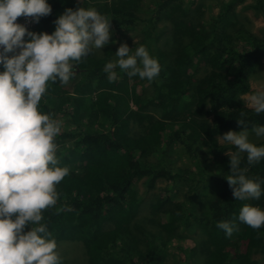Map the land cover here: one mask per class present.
<instances>
[{
	"label": "trees",
	"instance_id": "16d2710c",
	"mask_svg": "<svg viewBox=\"0 0 264 264\" xmlns=\"http://www.w3.org/2000/svg\"><path fill=\"white\" fill-rule=\"evenodd\" d=\"M218 1L219 13L205 18V7ZM48 2L52 12L36 33L51 34L65 8L94 7L112 20V45L73 62L76 75L67 84L50 83L39 105L44 113L70 115L83 128L62 136L75 140L57 151L58 166H67L69 175L57 186L56 205L42 213L61 264L75 263L62 255V242L81 243L87 264H262L264 227L254 230L236 217L243 204L264 209V195L234 199L224 152L235 147L216 137L241 131L237 120L249 134L264 124V113L241 100L255 91L251 82L264 65V26L254 28L264 21V0ZM240 6L256 19L242 16ZM126 38L137 40L133 50L147 46L161 65L152 82L118 69L117 79L107 80L103 67ZM252 142L261 145L264 138ZM240 166L264 189V160L249 166L242 153ZM144 179L148 191L159 181L170 187L146 203L136 185ZM74 185L83 192H70ZM219 221H233L238 230L226 237ZM186 241H194L187 254Z\"/></svg>",
	"mask_w": 264,
	"mask_h": 264
},
{
	"label": "clouds",
	"instance_id": "9594fccd",
	"mask_svg": "<svg viewBox=\"0 0 264 264\" xmlns=\"http://www.w3.org/2000/svg\"><path fill=\"white\" fill-rule=\"evenodd\" d=\"M51 12L48 0H0V264H61L42 213L56 205L57 186L70 170L58 166L55 138L62 121L54 118L58 115L54 111L41 112L39 105L50 83L67 84L76 75L73 62L101 50L112 36V20L94 7L65 8L53 21L51 34L16 23L21 16L39 23ZM117 69L150 83L159 76L161 65L144 45L133 50L124 43L103 67L109 82L117 79ZM241 100L257 115L264 113V90L246 93ZM237 123L241 131L216 137L235 147L234 152H225L230 158L225 179L236 201L259 200L264 195L261 182L248 177L240 163L243 153L249 166L259 164L264 144L251 142L245 122ZM251 132L264 138V124L254 125ZM236 219L260 229L264 209L243 204ZM216 227L226 237L238 230L233 221H219Z\"/></svg>",
	"mask_w": 264,
	"mask_h": 264
},
{
	"label": "rangeland",
	"instance_id": "374dc122",
	"mask_svg": "<svg viewBox=\"0 0 264 264\" xmlns=\"http://www.w3.org/2000/svg\"><path fill=\"white\" fill-rule=\"evenodd\" d=\"M74 1L76 2V1H81V0H74ZM252 1L253 0H247L245 5H248V4L252 3ZM218 3H219V1L216 2L215 4H212L213 6H211L209 8L205 7V10L208 11V13L204 16L205 18L208 19V18L212 17L213 15H217L219 13ZM61 7H64V6L61 5ZM241 7H243V6L238 7V9H239V13L242 16H244V17L248 16V17H254L255 18L254 11H252V10H242ZM248 17H247V19H248ZM255 19H253L254 20V24L257 21ZM263 26H264V21L263 20H258L257 21V26L254 25V28L257 27L255 29V31L257 32L259 30L258 27L261 28ZM160 27L161 28L164 27V24L161 23ZM134 41L137 42V40H132L131 41L128 38H126V41H123V42L119 41V42H117L115 44V46L118 48L121 44L126 43L129 46V48H130V47H133V45L135 43ZM107 45H112V44L108 43ZM146 48H147V46H146ZM263 64H264V62H263ZM251 84H252V89L255 90V91L264 90V65H263L262 71L256 76V78L254 80H252ZM65 107H66L67 110L69 109L70 111H72V108L70 109V106L67 105ZM206 109L208 110V107ZM199 113H201V111ZM207 115H208V117L211 120L212 117H213L212 114H207ZM54 118L62 121L61 132L55 138V142L58 145L57 151L59 152L60 149L63 150L65 148H67V146L68 147L69 146H73V142L75 141L74 138L72 140H70V139L64 138L62 136L65 135L66 133L81 132V131H83V128L80 129V127H79V125L77 123L73 124L74 122L70 121V118H71L70 115H65L64 118H63L62 115H55ZM93 130L94 131L97 130V128H95V125L93 127ZM256 139L258 140L260 138H257L254 135V133L253 134H249V140L251 142L253 140H256ZM220 144L221 145H226V146H232V145H228V144H224V143H220ZM226 151H231V149H228ZM224 156H226V155L224 154ZM144 181H145V179L144 180H139V181H137L136 185L138 186L137 188L139 189L141 196L145 198L146 203L151 202L154 193H157L160 196H165L166 192H165L164 188L167 187L168 185H169L168 187H170V184H167L166 182H160L159 181V183H158L156 188H154L151 191H148L147 190L148 187L144 184L145 183ZM160 188H161V190H160ZM71 191L73 192V194H75L77 191L80 192V193L83 192L79 187H77V185H74L72 188H70V192ZM178 197H180V196H175V198H178ZM195 234H196V232H195ZM193 243H194V241H186L184 243L183 249H185L186 254L190 253L191 249L194 248ZM60 245H61V249L63 251L62 255L64 257H67L71 261H74L75 262L74 264H77L76 262L79 260L80 257H82L83 260H79V264H87L86 257L85 256H80L81 254H80L79 250H81L82 248L84 249V247H83V245L81 243L62 242ZM185 252H181L180 253L181 259H186ZM262 264H264V262Z\"/></svg>",
	"mask_w": 264,
	"mask_h": 264
},
{
	"label": "built area",
	"instance_id": "2783aa9c",
	"mask_svg": "<svg viewBox=\"0 0 264 264\" xmlns=\"http://www.w3.org/2000/svg\"><path fill=\"white\" fill-rule=\"evenodd\" d=\"M16 23L24 25L29 31H34V28L38 24V23H33L30 18H25L23 16L18 17ZM25 39H27V37Z\"/></svg>",
	"mask_w": 264,
	"mask_h": 264
},
{
	"label": "crops",
	"instance_id": "0c3cea01",
	"mask_svg": "<svg viewBox=\"0 0 264 264\" xmlns=\"http://www.w3.org/2000/svg\"><path fill=\"white\" fill-rule=\"evenodd\" d=\"M41 112H43L41 109H39ZM47 113V112H46Z\"/></svg>",
	"mask_w": 264,
	"mask_h": 264
}]
</instances>
